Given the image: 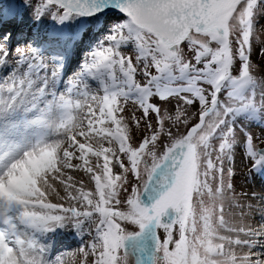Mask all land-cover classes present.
<instances>
[{
    "label": "snow or ice",
    "instance_id": "snow-or-ice-1",
    "mask_svg": "<svg viewBox=\"0 0 264 264\" xmlns=\"http://www.w3.org/2000/svg\"><path fill=\"white\" fill-rule=\"evenodd\" d=\"M261 21L264 0L0 3V264H264Z\"/></svg>",
    "mask_w": 264,
    "mask_h": 264
},
{
    "label": "rangeland",
    "instance_id": "rangeland-1",
    "mask_svg": "<svg viewBox=\"0 0 264 264\" xmlns=\"http://www.w3.org/2000/svg\"><path fill=\"white\" fill-rule=\"evenodd\" d=\"M5 2H7V0H0V3H5ZM257 32H258V34L261 36V38L264 39V21H261L260 26H258ZM253 59H254V61H256L257 63L260 62L258 57H253ZM262 71H264V69H262ZM254 128H258V129L264 131V129H261V128H259V127H254ZM260 139H264V135L261 136ZM260 146H261V147H264V144H262V145H260ZM238 155H239L238 158L240 157L238 160H241V156H240L239 153H238ZM241 161H242V160H241ZM243 163H244V162H243ZM244 166H245V167L240 168L238 172L236 171V176H235V178H234V183H235V186H236L237 191H240V190H242V189L245 188V184H244V176H245V172H246V165H245V163H244ZM239 185H240V186H239ZM255 186H256L258 189H260V187H261V182H260L259 178H256V180H255ZM252 189H253V187H252ZM260 219H261V217H257V219H256V224H253V226H256V225L258 224V222L260 221Z\"/></svg>",
    "mask_w": 264,
    "mask_h": 264
},
{
    "label": "bare ground",
    "instance_id": "bare-ground-1",
    "mask_svg": "<svg viewBox=\"0 0 264 264\" xmlns=\"http://www.w3.org/2000/svg\"><path fill=\"white\" fill-rule=\"evenodd\" d=\"M251 131L253 132V134L254 135H257V136H259L260 138H261V136H263L264 135V131H262V130H260V129H258V128H252L251 129ZM258 142V141H257ZM238 154H237V157H236V164H235V167H236V171L238 172L239 171V169L240 168H242V167H245L244 166V163L241 161V160H238L239 158H238ZM240 186V185H239ZM255 189L256 190H259L256 186H255ZM243 190H246V191H252L253 189H252V185L251 184H249V185H247V186H245V188L243 189ZM257 217H260L258 214H256L255 216H254V219H253V221H252V223L253 224H256V219H257ZM79 247V245L78 244H76V243H73L72 245H70V248L71 249H76V248H78ZM79 260V257H77V261Z\"/></svg>",
    "mask_w": 264,
    "mask_h": 264
}]
</instances>
